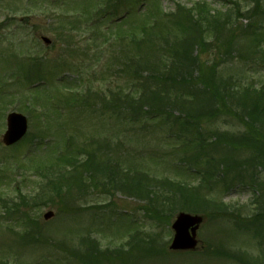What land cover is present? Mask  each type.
<instances>
[{"label":"rangeland","instance_id":"374dc122","mask_svg":"<svg viewBox=\"0 0 264 264\" xmlns=\"http://www.w3.org/2000/svg\"><path fill=\"white\" fill-rule=\"evenodd\" d=\"M39 1L0 0V94L3 91L8 93V96L0 97V141L6 130V114L9 111L25 108L29 113H27L29 118L28 140L20 146L8 149L0 145V161H4L3 165L0 166V169L2 168L0 171V194L17 196L18 200H20L19 198L24 195L34 197V195L40 193L41 186L36 183L37 180H40L36 176L38 174L32 172V170L30 171V169L33 163L39 162L40 158L45 159L49 152L51 154V149L49 148L50 150L48 151V148L42 147L40 150L45 151V153H38V151L35 153L33 146L28 143L44 138L48 140L52 138L54 140L55 131L59 125H61L59 129L62 134H68L71 128L79 144L86 138H95L93 149L97 150V160H106L110 155L112 163L113 159L114 162L117 159H128L129 161L120 160L119 164L123 167H146L147 171L150 170L153 174L163 177L178 178L179 175L182 176L176 164L182 161L181 159H183L185 153L191 163L193 157L191 152L184 151L181 148V145H183L182 141L185 138L179 136V134H187L183 124L171 127L170 124L172 123L170 121L166 122L161 116L154 121L151 120V123L146 125L145 131L123 130L121 129V123L105 117L107 112L101 106L107 101H113L115 92L122 89L125 91L127 84L130 81H135L132 76L139 78L142 83L145 82L147 69L144 67H149L150 70L152 69L157 74L162 72V66L165 63L179 60L180 65H183L185 61V68L181 69L183 72L190 70L189 72L193 73L194 76H200L198 68L193 62L189 63L186 61L189 60L190 53L192 57L196 56L198 61L201 46L197 47L195 44L197 31L195 30L194 33L192 28L185 30L184 27H180L182 20H178V18H162L155 32L151 34V38L148 37L149 39L143 43H134L131 40L132 43L127 38L124 42H116L112 46L108 45L113 59H111L110 63L107 62L98 66L96 68V77H94L88 69L89 66L93 67L97 64L96 54H98L97 50L101 44L100 42L95 43L94 38H89L92 28L89 26L85 28L80 23H71V20L77 17L75 16L77 11H69L72 12L69 17L70 20H60L56 17L59 16V13L73 8L74 0L68 1L61 7L64 10V7L67 6L68 8L65 11L61 9L51 10L54 4H51L50 1L52 3L57 1L48 0L47 3H45V0ZM160 1L164 10L171 12L175 9L177 3L182 6L192 7L198 0ZM208 1L215 7H222L224 11H228L230 17L228 18L229 22L225 25L227 28L226 32L221 34L218 42L216 41L210 45L213 49L202 46L207 49L202 59H212L217 65L219 73L216 79L218 78L219 82L232 76L241 79V82L232 84L236 87L238 84L257 86L263 77L261 70L264 67L259 66L258 62H261L260 58L262 55L261 52L257 53L254 51V40L256 44L264 46V17L255 14V10L253 13L247 12L241 13V15L233 10L239 5L240 9H245L246 6L243 0ZM40 3L46 4L44 11L35 10L41 5ZM223 3L225 4L223 5ZM15 4H17V8L14 7ZM134 4V0L124 1L122 5L119 4L117 11L121 12L124 8L134 6ZM11 8L18 10L16 12L14 10L11 11ZM61 21L64 23H61ZM136 22L139 24L141 20L140 22L136 20ZM125 28L127 29V26ZM251 30H254L258 35L252 37L247 34ZM210 34H207L206 38L213 39ZM43 35L49 37L52 40V44L46 46L41 39ZM186 36L190 40L187 41ZM183 39L186 40L187 46L180 42ZM178 42L180 44L176 46ZM194 44L195 49L193 50ZM186 47L188 50H186ZM14 52L23 53L26 57L44 53L42 58L44 60L38 65L39 69H37V72H41L38 76L39 80H41L33 85L29 92L27 89L28 85H25L27 81L21 84V77L15 73V68L16 72H18V68L16 62H14ZM8 55L12 56L11 62ZM61 56L65 58V64L72 69L70 72H75L71 74L72 78H77V75H79L86 79L89 78L91 83L94 82L95 78V83L91 84L93 88H90V90H94L89 94L88 102L89 105L101 111L100 115L103 118L96 115L90 106H85L84 110L81 109L72 114L67 111L61 116H53L51 127L48 128L41 121L40 109L27 105L26 100L19 102L18 93L19 96L22 93L33 98L46 97L45 93L55 91L59 85H62L58 79L63 67H52V65L63 62ZM114 56L116 59H114ZM138 67H141L144 78L134 74L133 69H138ZM143 68L145 71L142 70ZM65 69L67 68L64 67ZM32 71L33 68L31 69ZM42 74L44 75L43 78H41ZM185 74L187 77L189 76V73ZM74 75L75 77H73ZM18 78L20 80H17ZM201 81V79L195 78L189 84L179 81L178 85L172 88L171 93H169V101L171 98L175 100L179 97H181L179 101L183 98L187 99L184 100L187 106L183 107V110L187 112L191 111L189 108L196 104H201L204 108L212 104L216 105V101L210 95L208 96L205 92L194 89L201 87ZM133 84L136 83L134 82ZM151 87L156 89L157 86L151 84ZM230 88L231 86L226 88L221 85L219 90L222 94L228 93V96L224 95L223 99H219V103L226 101L227 105L221 113H217L216 118L211 119L208 117L203 119L202 129L207 136L209 132L218 131V135L221 139L223 138L222 144L216 145V148H213V145H207L205 147L206 152L217 158L228 160L227 163L230 165V168H228L229 173L225 176L227 182L225 184L222 181L215 188L214 197H221L232 206L235 203L242 206V209L237 214L239 217L241 216L240 220H244L243 218L251 217L259 210L262 214L264 213V207L263 209L261 208V205L264 206V164L259 163V158L254 159L257 152L252 150L251 147H244L241 144L237 145L231 141L236 145V148H234L226 140H230L231 135H235L237 140L247 143V139L250 136L247 135L248 129H246L244 123L246 117L243 116V119L237 117L235 108L237 109L239 106L241 108L242 106L247 107L246 105L258 108L262 107V105L247 104L241 101L239 97L233 99ZM12 89L15 96H12ZM39 93H41L40 96ZM27 100L29 102V99ZM1 103H3L4 108ZM144 105H147L148 108H151V106L159 108L157 100L154 99L144 101ZM165 106L163 104L161 108ZM173 106L174 108L170 109L176 112L174 115L181 117L179 114L182 111H179V106L175 103ZM230 106L234 109H231ZM112 110V107H110L109 115H113L111 113ZM129 111L121 110L120 117L127 118L130 114ZM208 111L210 110L206 112ZM120 117L117 119H120ZM120 121L122 122V120ZM196 125L193 123L194 127ZM229 132H232V134L230 135ZM194 133L195 131L192 132V135L196 143L198 140ZM251 137L254 136L251 135ZM107 141L109 147H106ZM91 147L88 148L90 149ZM259 157L262 160V157ZM250 159L255 160L256 164L254 165H257L254 170L247 162ZM141 162H144V164H140ZM220 162L222 163V161ZM104 165L101 166L103 167L102 172L97 168H91L87 170L86 174L95 173L96 176L102 175L104 177L106 176L104 171L108 170ZM49 170L42 171V175L39 176L49 174L53 178L54 176ZM252 171L257 174L261 185L252 186ZM31 174L32 180H28L27 177L31 176ZM219 176V178H222V173ZM196 177V179H193L194 181L200 179V176ZM111 178L113 179V176ZM115 178L119 180L117 184L121 182L123 188L116 187L114 196L105 194L101 186L97 185V182H93L94 184L91 186L83 183V189L76 188L73 191L75 197L71 203L68 200L63 201L62 197H56L55 201H52L49 206L28 209L27 211L39 221L40 231L38 233L29 234L30 232L28 231L27 236L25 233L26 229L22 227L23 224L15 223L14 220L10 221L7 216H0V258H9L11 264H19V262L21 264H76L77 258L71 257L72 262L67 255L68 253L64 251L69 249L77 252L81 248V245H79L80 241L88 230L94 233V237L101 239L103 245L108 244L110 240L117 243L124 242L130 236L132 237L134 233H140V236L142 235L145 238L142 242L137 243L134 251L136 255L131 262L127 261L124 263V259L114 257V261L109 264H243L233 254L243 258L249 257V262L251 260L254 262L253 259L262 254L264 249V214L259 219L262 222L258 223V225L252 224L244 227L228 221L227 218L214 217V213L209 216L207 212L208 218H206L198 234L200 240L199 248L194 253H174L169 251L168 246L173 237L171 230L172 219L169 224H166L165 218L163 221L152 215L146 216L143 206L147 205L148 208V204L146 200L136 195L138 189L133 184H130L126 177L123 178V175L115 176ZM84 179H86L85 176H83ZM110 189L114 191L113 187H110ZM18 190L22 191L20 196L18 195ZM109 201L110 205L108 206H97L94 208L93 211H96L94 213L80 209L85 208L89 204H102ZM191 204L189 208L192 212H202L198 211L200 209L198 203ZM23 208L26 209L25 205L22 206ZM48 210H52L54 215L50 219H45L44 213ZM157 216L159 217V215ZM5 224L15 225L16 228L14 229L16 231L13 230L12 232L9 228L5 229ZM155 237L158 238V243L163 246H155L154 248L152 244L147 243H153L152 239ZM157 247H163V250L168 251L169 254L158 253ZM250 256L254 258L252 259ZM3 264L6 263L3 262Z\"/></svg>","mask_w":264,"mask_h":264},{"label":"trees","instance_id":"16d2710c","mask_svg":"<svg viewBox=\"0 0 264 264\" xmlns=\"http://www.w3.org/2000/svg\"><path fill=\"white\" fill-rule=\"evenodd\" d=\"M137 1V0H135ZM98 3H102L101 0H83L80 4V7L77 10L79 12L76 18L71 20L72 22L81 20L82 18L87 19L89 17V13L91 10H94L97 6ZM145 5L146 8L144 11L139 12V13H132L129 17L126 23L120 25L116 30L113 32H108L106 34L99 32V34L96 35L95 41L98 40V37H101L100 43H108L109 39H114V41H117L118 38L123 37V39L128 38L130 41L132 40L134 43L140 42L143 43L145 40H148L151 38V34L155 32L156 29L152 28V23H157L160 24L162 21V15L164 14V17H169V19H177L182 20L181 24L179 25L180 27H184V29L189 30V27L191 26L192 28H195L198 30V38L196 40V45L197 46H204L207 45L205 44V37L204 33L207 32L208 30H205L202 26L203 23L206 22V18H209L213 20V25L215 26L216 23H221L222 17H230V14H228V11H221L220 9H217L215 7L212 8L210 3H208L206 0L202 2H198L195 7L192 8H184L183 6H178L177 10L175 12L171 13H164L163 9L161 7L160 1L159 0H145ZM252 10H258L260 7L263 6V0H254L252 3ZM237 12L239 13L240 10L238 8ZM139 18V19H138ZM64 19V18H61ZM138 19V20H137ZM197 19V20H196ZM141 20V22L138 24L136 22ZM61 23H64L61 21ZM137 23V24H136ZM224 24V23H223ZM223 24H221L223 26ZM202 25V26H201ZM217 25V24H216ZM63 26V25H61ZM127 26V29L125 28ZM112 34V35H111ZM161 37V35L159 34ZM149 37V38H148ZM125 40H123L124 42ZM131 41V42H132ZM132 42V43H133ZM182 44L187 46V42L185 40H182ZM195 44L193 45L192 49H194ZM103 50L99 49L98 54H96V59L98 62L101 61L105 57V55H102ZM110 57L113 58V55H110L108 53L107 58L109 59ZM114 59L116 57L114 56ZM189 63L191 61L193 64L198 68V73L200 76H194L193 73H190V70H186L183 72L182 70L185 68V62H183V65L179 64L178 61L173 62V66L170 67V69L167 71L165 64L162 66V72H158L157 74L149 67H144L147 69L145 73H147V76H145L146 81L141 83V80L137 78L135 81H137L138 85H140V88L143 89V94L139 95L136 97V94H132V92L129 93V95L126 96L127 99H125L124 106L123 108H127L131 111H135L136 109L140 108V111H138L137 114L139 113H147L143 108V103L144 101H150L151 99L157 100V103L159 104V111L156 109V113L152 118L157 117L158 112H164L163 109L161 110V105L166 104L170 108H174L173 104L175 103L176 105L179 106V109H183V107H186V103H184L186 99H182L181 101L178 100H170L169 101V93L172 90V87L175 86V84L180 82H185V83H191L192 79H201L202 81L200 82L201 87L200 88H194L195 90L198 91H203L205 92L208 96L216 101V105L212 104L209 106H202L201 104H196L193 105L191 108H189L191 111L187 112L185 111L184 113H187V118L178 120V122L186 124V129L191 131L190 128H195L199 129L200 126H202V121L205 118L210 117L211 119H214L217 117V113H221L223 111V108L226 107V101L219 103V99H223V96L226 95L228 96V93H223L219 90L221 85L227 88V83L221 81L219 82L216 79V75L214 74V68L210 67L209 64L206 62L202 61L198 57V61L196 60V56L189 54V60H186ZM144 68L142 70H144ZM182 69V70H181ZM133 71H136L140 77L144 78L143 72H141V67H138V69H133ZM145 71V70H144ZM185 73H189V76L187 77ZM134 80V79H133ZM221 83V84H220ZM151 84L156 85V89H153L151 87ZM160 85V86H159ZM202 88V89H201ZM231 96L233 99L239 97V99L247 104H261L262 107H256V106H251L249 107H243L242 108L239 106L237 107L236 110V116L241 117L243 119V116L246 117L245 120V126L247 130V135L250 136L249 139H247V143L240 142L237 140V136L231 135L232 132H229L231 135L230 140H226L229 142L231 147L234 146L236 148V145L233 143L239 145H244V147H251L252 150H255L257 154L255 153V158H259V163L264 164V87L261 90H251V89H242V90H231ZM191 103V102H189ZM152 107V106H151ZM231 109H234L232 106H230ZM113 109L120 110V107H114ZM167 110V109H166ZM165 110V112H166ZM207 110H210L206 112ZM175 118V117H174ZM193 123L197 124L196 127L193 126ZM174 124V123H173ZM193 132V130H192ZM250 132V133H249ZM221 141L218 143H222L221 137L218 135V131H214L213 135ZM254 137H251V135ZM197 135L203 136V134L199 131H197ZM223 137V136H222ZM233 141V143L231 142ZM93 155L89 158V160H86L84 162H79L77 161L79 154L72 152L69 155H60L55 158L48 159L51 161V163H57L61 169L68 164L73 163L74 164V169L71 171H67L70 174L64 173V177L66 179V182L69 180L68 184L69 187L71 186L70 184H79L82 182L83 179L80 178L79 176L84 175V172H87L88 169H91L92 165H94V161L92 160ZM262 157L261 158L259 157ZM57 160V161H56ZM77 161V162H76ZM79 163V164H78ZM197 163H199V160H197ZM39 164V163H38ZM72 164V165H73ZM102 166V165H101ZM113 172H118L120 169V164H115L112 167ZM101 169V167L99 168ZM143 172V171H141ZM138 173V172H137ZM209 173L205 172V177H207ZM131 176V175H130ZM129 176V177H130ZM97 176L96 174L92 173L89 175L88 179H90L91 185H93L96 180ZM71 179V180H70ZM94 182V183H93ZM167 182H159L155 179H153L148 172H144L139 176H131L130 177V184H133V186L138 189V192L136 195L139 198H145L147 200V203L151 206L148 205L147 213L149 215H152L159 220H163L165 216H167V212L170 214L177 208V207H186L187 203L189 205H192L191 203L195 204L198 203L200 209L198 211L202 212H207L209 216L214 213V217H220V218H227L231 220H239V216L237 213H239L240 209L232 206L230 204H227L223 202L220 198L214 197V192H212V188L209 185H198V186H180V183H173L170 182V184ZM98 182V184H100ZM115 184V181L113 182ZM90 185V186H91ZM51 190L55 191L58 186L51 185ZM152 186H161L160 191L156 190H151ZM61 190V189H60ZM59 190V191H60ZM72 190V189H69ZM68 190V191H69ZM67 191V192H68ZM51 193V192H50ZM49 193V194H50ZM46 195V194H45ZM58 195L62 196L61 193L59 192ZM51 199V198H50ZM2 200V199H1ZM63 201H69L70 203L74 200V196L72 195L71 191L69 194L67 193L65 196H62ZM184 201V202H183ZM36 203V202H34ZM156 206L158 208L156 209ZM209 206V208H207ZM3 208L6 210L10 211V205L9 202L4 205H2ZM202 207V208H201ZM14 208V207H13ZM167 209V210H166ZM25 212V211H22ZM15 213V212H14ZM12 213V214H14ZM26 215V213H23ZM264 214V213H263ZM261 212L253 214L251 217H246L245 219L247 220L248 224H256L259 223V219L263 216ZM159 215V217L157 216ZM164 221V220H163ZM29 222V221H28ZM32 223L33 220H30ZM83 240L86 242V251L83 257H86V264H92V261L95 259L97 262H103L104 258H106L108 261H111L110 257L111 252L110 250L102 251L99 247V241L96 239H93L92 236L88 235L83 237ZM130 251L128 253L123 254V258H127L130 256ZM133 255V253L131 254ZM252 259L254 257L250 256ZM250 259V258H249ZM254 262L251 260V262H246L244 258L241 259L243 264H264V255L262 256H257V258L253 259Z\"/></svg>","mask_w":264,"mask_h":264},{"label":"water","instance_id":"95a60500","mask_svg":"<svg viewBox=\"0 0 264 264\" xmlns=\"http://www.w3.org/2000/svg\"><path fill=\"white\" fill-rule=\"evenodd\" d=\"M48 41L47 39H45ZM8 130L4 135V142L12 144L19 140L27 130V119L21 114H10L8 117ZM52 212L47 213L46 218L50 217ZM203 221L200 215H192L181 212L177 215L172 227L175 236L171 248L175 250L194 249L197 245V230Z\"/></svg>","mask_w":264,"mask_h":264}]
</instances>
